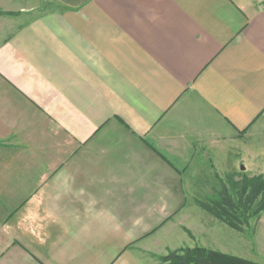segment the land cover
<instances>
[{
    "label": "crops",
    "instance_id": "obj_1",
    "mask_svg": "<svg viewBox=\"0 0 264 264\" xmlns=\"http://www.w3.org/2000/svg\"><path fill=\"white\" fill-rule=\"evenodd\" d=\"M0 12V264H156L194 247L264 264L228 253L238 229L208 211L239 171L264 180V0Z\"/></svg>",
    "mask_w": 264,
    "mask_h": 264
},
{
    "label": "trees",
    "instance_id": "obj_2",
    "mask_svg": "<svg viewBox=\"0 0 264 264\" xmlns=\"http://www.w3.org/2000/svg\"><path fill=\"white\" fill-rule=\"evenodd\" d=\"M4 13L0 12V15ZM236 190L237 200L234 202L229 196L226 189L223 191L224 202L208 208V211L215 217L220 219L223 223L233 229H238L234 218L239 211L246 212L245 203L242 204V199H246L248 206L261 196V201L258 203V208L255 214L264 211V180L261 176L248 179L243 177L238 183ZM244 205V206H243ZM213 207L215 209H213ZM157 264H251L245 261L224 255L218 252H212L200 247L193 249H181L177 251L168 252L165 256L158 258Z\"/></svg>",
    "mask_w": 264,
    "mask_h": 264
},
{
    "label": "rangeland",
    "instance_id": "obj_3",
    "mask_svg": "<svg viewBox=\"0 0 264 264\" xmlns=\"http://www.w3.org/2000/svg\"><path fill=\"white\" fill-rule=\"evenodd\" d=\"M259 168H260V166H259ZM253 171L254 170L249 171V173L247 175L251 176L252 174H254V175L260 176L257 171H255V172H253ZM240 173L241 172L239 171L237 174V175H239L238 183L240 182V179L243 178V177H241V176H243V175H241L242 173L241 174ZM258 176H256V177H258ZM224 183H225V186L224 185L223 186L225 188L223 187L221 194H223L224 189H226L229 196L232 198V201L235 202L237 200L236 190L238 189V186L235 187V186H233V184H231L232 186H230V184H227V182H224ZM261 198L262 197L259 196L255 201H253L248 206L246 205V199L243 198L241 203L242 204L245 203L246 212L245 211H243V212L239 211V213H237L235 215V218H234V221L238 227V231H233V230H230L229 228L226 230L230 234V238H229L230 240L227 243L228 246L230 247L228 253H236L235 251H238L237 253H239V255H243L242 254L243 251H251L254 249V255L257 258H260L264 263V228H263V230L261 228V224H264V222L261 221L259 219V217L257 218V215L259 213L255 214L256 209L259 207L258 203H260ZM222 201H223V199H222ZM262 212H264V211H262ZM262 212H260V213H262ZM250 217H254V218L249 220ZM251 239L254 241H252ZM253 242H254V244H253ZM261 243L263 245L260 246ZM262 251H263V254L260 253ZM163 256H165V255H163ZM157 262H158V260H157Z\"/></svg>",
    "mask_w": 264,
    "mask_h": 264
}]
</instances>
